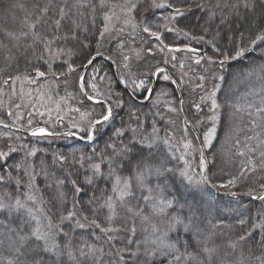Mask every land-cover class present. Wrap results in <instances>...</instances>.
Here are the masks:
<instances>
[{
  "label": "trees",
  "instance_id": "trees-1",
  "mask_svg": "<svg viewBox=\"0 0 264 264\" xmlns=\"http://www.w3.org/2000/svg\"><path fill=\"white\" fill-rule=\"evenodd\" d=\"M119 1L0 0V90L22 76L31 81L49 76L66 80L82 94L80 103L92 111L94 122L103 118L108 107L86 94L101 100L94 80L98 85L107 78L112 81V98L102 99L111 106L112 116L96 125L98 137L93 143L48 128L50 135H29L9 122L0 123L17 131L23 143L3 140L20 150L0 161V204L4 205L0 207V264H220L224 257L264 264V223L257 228L264 199L218 195L202 179L206 170L210 186L221 193H264V112L258 111L264 109V41L251 45L256 35L264 33V0H164L163 8L140 6L137 36L150 42L143 47L144 56L132 54L129 66L136 76L127 74L129 52L118 50L115 41L112 47L102 41L105 16L110 5ZM240 48L244 54L236 57ZM55 51H62V56L53 61ZM97 54L105 57H96L80 78ZM197 57L209 65L210 57L213 63L206 75L191 83L183 72L184 58L195 62ZM69 66L74 70L69 72ZM149 67L151 75H144ZM160 67L164 70L150 90L152 73ZM218 71L222 79L217 78ZM207 76L220 84L215 136L208 147L203 133L211 125L196 123L207 111L199 103ZM140 81L143 88L138 87ZM174 82L189 122L180 107L179 121L189 140L199 146L192 157L196 162L200 159L197 171L202 183H191L181 175L185 173L182 149L165 143L148 145L143 139L156 119L151 104L161 90L179 104ZM191 96L193 102L186 104ZM158 125L162 131L163 122ZM33 149V190L43 202L39 222L28 201L29 179L22 166L24 152ZM87 163L100 164L103 174L92 173ZM116 177L130 183L123 199L114 188ZM17 200L23 207L16 206ZM177 219L183 223H175ZM38 223L44 231L51 223L53 250H44L43 242L32 236ZM105 228L111 230L102 231Z\"/></svg>",
  "mask_w": 264,
  "mask_h": 264
},
{
  "label": "rangeland",
  "instance_id": "rangeland-1",
  "mask_svg": "<svg viewBox=\"0 0 264 264\" xmlns=\"http://www.w3.org/2000/svg\"><path fill=\"white\" fill-rule=\"evenodd\" d=\"M145 4L150 5L155 9L163 8L166 5L164 0H121L119 3L110 5L105 16V26L103 29L102 41L104 43L106 42L105 44L107 47H112V41H115L116 43L113 44H117L118 50L127 51L129 52V55L131 54V58H129L128 55L125 63L128 75V71L133 72L135 76L137 75L134 72L132 65L129 66L132 64V54L136 53L139 56H144L145 50L143 47L150 42L147 39L137 36L139 32L137 26L139 19L137 15L140 12L138 8L140 6H144ZM156 5L163 6L157 7ZM136 40L141 41V44L143 43L144 45L142 47H136L135 43H133L136 42ZM152 45L153 47H156L153 43L151 46ZM168 52L171 56H175L174 52ZM61 56L62 51H55L52 54V60H58ZM121 57L123 58V55H121ZM180 59L183 60L182 57ZM184 61L186 62V65L183 67V72L189 76L191 83L196 82L198 78L206 75L213 63L212 60H208L211 62L209 65V63L205 62L203 58L198 59V57L196 58L195 62L190 61L188 58H184ZM197 61H199V63H197ZM206 63L209 66H207ZM151 72L152 69L149 67L144 70V73H146L144 75H151ZM154 72L155 70L152 74H154ZM158 72L155 75L156 77L159 74ZM78 76L79 75H77V77ZM163 77H165V75ZM219 77H222V73L220 71L217 72V78ZM132 79L133 78L131 76V80ZM205 81L207 84L204 83L202 86L204 94L199 103L200 106H207V111L205 114L196 119V123L198 124V127H202L204 125L209 127L211 125L203 133L204 144L208 147L213 142V138L215 136V132L213 130H215L218 116V108L216 107L213 109L212 99L214 98L216 100V92L220 84L213 80V77L211 76L205 77ZM98 82H95L94 80L100 99H111L112 81L110 78H107L101 85H98ZM136 82L137 81L134 80L133 84H136ZM133 86L135 90L141 91L137 86ZM77 91L78 90H74L66 80L56 78L54 76H49L39 80L37 79L36 81H31L26 76L17 77L11 82L5 84V86L0 90V123L3 124V122H9V124L15 126L16 128L18 127L17 129L27 130L29 135L38 128H44L46 131H48V128L51 130H58L60 132L74 133L79 135L81 138L86 139L94 118L92 111L81 105L82 103H80V97H82V94L77 93ZM213 93L215 94L214 96ZM192 102V96L187 98L186 104H190ZM151 105L154 109L156 119L151 123L150 129L144 133V141L148 145L165 143L169 147H173L176 150H179V148L182 149L183 153L185 154V156L183 155V159L185 161V166L183 168L188 180L191 183H202L200 173L197 171L200 166V159L198 162H196L194 156L192 157V154H194L193 152L196 149L198 150L199 146L198 143L196 145V141H193L195 142L194 144L189 140L184 123L179 121L180 117L178 107H180V100L179 104L177 105L174 96L170 95L167 90H161L156 95ZM160 121H162L164 124L162 131L158 125ZM144 130L146 129H141L143 132ZM209 133H211V135H209ZM92 136L96 139L98 137L94 131H92ZM5 138H13L17 144H21L22 146L23 143H20L21 139L17 131L6 129L0 126V152L6 154V159L11 153L19 151L20 148H17V144L15 143L5 145L3 142ZM35 152L36 149L30 151L26 150L24 152L22 166L29 179V186L27 188L28 201L30 203L31 209L33 210L35 216L34 219L39 222L41 215L38 211L43 209V207H41L43 202L33 190L34 181L32 175L34 172L31 165H33V157ZM79 158L81 159L80 163L83 166L82 157L80 156ZM3 159L4 158H0V161ZM97 165H99V171L96 170L95 166ZM97 165L87 163L86 167L91 166L90 171L101 176L103 173L100 169V164ZM115 179L116 184L114 188L116 189L115 191L117 196L121 197L122 192L128 195L129 187H125V182L127 181L128 184H130L129 180L118 177ZM117 179L120 181L119 184H117ZM29 197H31V199H29ZM259 211L262 220L257 224V228L260 229L264 223V205ZM42 231H44V229H42ZM240 259V257H235L233 260H230L229 258L224 257L220 260V264H246Z\"/></svg>",
  "mask_w": 264,
  "mask_h": 264
},
{
  "label": "snow or ice",
  "instance_id": "snow-or-ice-1",
  "mask_svg": "<svg viewBox=\"0 0 264 264\" xmlns=\"http://www.w3.org/2000/svg\"><path fill=\"white\" fill-rule=\"evenodd\" d=\"M156 6H157V7H162L163 5H156ZM169 6H170V5H169ZM177 14H182V13L180 12L179 9H177ZM106 19H107V17H106ZM32 27L34 28L35 25H32ZM106 30H107V29H106ZM144 31L147 32V31H149V29H148V28H145ZM152 35L156 36L157 34H156V33H152ZM157 38H158V37H157ZM259 41H264V33H261V34L256 35L255 39H253V40L251 41V45L254 46V45H255L257 42H259ZM244 51H245V49H243V48L238 49V50L236 51V53H235V56H236V57L242 56V55L244 54ZM227 59H228V57L225 56V60H227ZM209 60H211L210 57H209ZM88 62L91 63V60H89ZM197 63H199V61H197ZM220 63L223 64L224 61H220ZM68 70H69V72H71V71H73L74 69L72 68V66H69V69H68ZM161 71H163V70H161ZM38 74H39L40 76H44V75H45L44 72H39ZM164 79H168V77L165 76ZM221 79H222V77H221ZM138 87L143 88V87H144V82H143V81H140ZM214 95H215V94L213 93V96H214ZM90 99H91V97H90ZM98 103H99V101H98ZM212 106H213V109H215L216 107H218L217 102H216V100H215L214 98L212 99ZM258 111H262V112H264V109H258ZM111 116H112V108L109 107V108L107 109V113L103 116L102 121H97V123H102L103 121H108V120L111 118ZM214 119H215V118H214ZM92 130L94 131V129H92ZM213 131H214V130H213ZM32 134H33V135H37V134H40V135H46V134H48V135H50L51 133H47V132H46V129H44V128H38V129H36ZM119 134L122 135V133H119ZM209 135H211V133H209ZM89 138H91V137H89ZM186 147H187V145H186ZM241 155H243V153H241ZM262 155H264V154H262ZM5 156H6L5 153L0 152V158H5ZM61 159H63V158H61ZM186 163H187V162H186ZM248 163H249L250 165H252L253 170H255V167H256V166H255V163H254L253 161H251V160H249ZM201 165L204 166V167H206V162H205L203 159H201ZM261 166L264 167V163H262ZM95 167H96V170L99 171V165H97V166H95ZM168 171H171V170L169 169ZM243 174H244L243 172L240 173V175H243ZM181 175H186V173H181ZM204 179L206 180L207 177H204ZM89 182H90V181H89ZM73 183H74V182H73ZM119 183H120V181H119V179H117V184H119ZM228 183L234 185V184L236 183V181H235V180H229ZM125 187H126V188L129 187V184H128L127 181L125 182ZM79 191H80V189H77V192H79ZM125 194H126V193H124V192L121 193V199H123V197H124ZM29 199H31V197H29ZM260 199H264V197H260ZM162 203H163V202H162ZM16 206H17V207H23V205L21 204V202H20L19 200L16 201ZM168 206L170 207L171 204L169 203ZM0 207H4V205L0 204ZM109 207L111 208L112 205L109 204ZM160 211L163 212L164 209L161 208ZM85 219H87V217H85ZM92 223H93V224H96L95 221H93ZM175 223H183V222L177 219V220H175ZM79 226H80V227H83L84 225L81 224V225H79ZM51 227H52V225H51V223H49V224L47 225V228L49 229V231H42L41 228L39 227V224H38V226H37V227L33 230V232H32V236H34V237L36 238L37 241H41V242H43V248H44V250H47V251H51V250H53V248L56 247V245H55L54 243L50 245V241H51L52 238H53V234H52L51 231H50V230H51ZM96 227H99V224H96ZM110 230H111V229H107V228L102 229V231H104V232H108V231H110ZM185 230H186V231L188 230V226H187V225H185ZM21 239L24 240V239H26V238H25V237H22ZM109 239H111V237H109ZM241 239H244V237H241ZM168 247H175V245H168ZM69 255H71V253H69ZM177 259H178V257H177Z\"/></svg>",
  "mask_w": 264,
  "mask_h": 264
},
{
  "label": "water",
  "instance_id": "water-1",
  "mask_svg": "<svg viewBox=\"0 0 264 264\" xmlns=\"http://www.w3.org/2000/svg\"><path fill=\"white\" fill-rule=\"evenodd\" d=\"M99 56H104V55H102V54L94 55V56L90 59V60H91V63H92V61H93L96 57H99ZM104 57H105V56H104ZM91 63L88 62V63L86 64V66L84 67V69L82 70V72H81V74H80V78H83V77H84L85 72L87 71V69H88V67L91 65ZM160 70H164V67H160V68H158V69L155 70V72H154V74H153V84H152L150 90H152V88H153V86H154V83H155V81H156V76H155V75H156V73H157L158 71H160ZM174 83H175V85H176V87H177V91H178V93H179V100H180L181 113H182V115H183V117H184V119H185V122L188 123L189 121L185 118V116H184V112L182 111V96H181V94H180L179 87H178V85H177L176 82H174ZM123 85H124L125 87H127L125 81H123ZM126 89H127V88H126ZM150 94H151V91L149 92L147 98L150 96ZM86 97H87L88 99H90V96H89L88 94H86ZM147 98H146V99H147ZM91 100L94 101V102H98V101H99V102H103V103H105L108 107H110V105L108 104L107 101L99 100V99H94V98H91ZM138 101H140V100H138ZM99 121H102V120H99ZM98 124H99V123H97V121H94V122L91 124L86 139H83V138H81L80 136H78L77 134H74V133H63L62 135H63V136H72V137L78 139L80 142H82V143H84V144H90V143H93L94 140H95V137L92 136V131H93L92 129H94V128L96 127V125H98ZM46 132L49 133V131H46ZM89 137H91V138H89ZM201 148H202V151H203V147H202V146H201ZM204 177H207L206 170H203L202 179H203V181L209 186V188L212 190V192L215 193V194H218V195H221V194H222V195H228V196L233 195V196H238V197H241V198H244V199H247V200H254V201H257V200L260 199V197H263V196H264V193H262L261 195H257V196L248 195V194H243V193H236V194L221 193V192L215 190L214 188H212V187L210 186L208 180H207V179L205 180Z\"/></svg>",
  "mask_w": 264,
  "mask_h": 264
},
{
  "label": "flooded vegetation",
  "instance_id": "flooded-vegetation-1",
  "mask_svg": "<svg viewBox=\"0 0 264 264\" xmlns=\"http://www.w3.org/2000/svg\"><path fill=\"white\" fill-rule=\"evenodd\" d=\"M106 105V104H105ZM108 107V106H107ZM96 141V138H95V140H94V142Z\"/></svg>",
  "mask_w": 264,
  "mask_h": 264
},
{
  "label": "bare ground",
  "instance_id": "bare-ground-1",
  "mask_svg": "<svg viewBox=\"0 0 264 264\" xmlns=\"http://www.w3.org/2000/svg\"><path fill=\"white\" fill-rule=\"evenodd\" d=\"M96 70V69H95ZM176 108V107H175Z\"/></svg>",
  "mask_w": 264,
  "mask_h": 264
}]
</instances>
